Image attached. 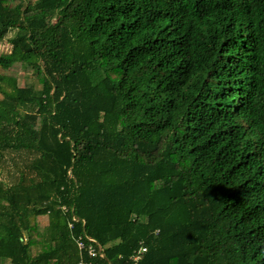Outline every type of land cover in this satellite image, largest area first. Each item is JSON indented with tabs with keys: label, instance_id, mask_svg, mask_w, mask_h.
I'll use <instances>...</instances> for the list:
<instances>
[{
	"label": "trees",
	"instance_id": "1",
	"mask_svg": "<svg viewBox=\"0 0 264 264\" xmlns=\"http://www.w3.org/2000/svg\"><path fill=\"white\" fill-rule=\"evenodd\" d=\"M12 30L0 264H76L79 235L100 264H264V0H0Z\"/></svg>",
	"mask_w": 264,
	"mask_h": 264
},
{
	"label": "built area",
	"instance_id": "2",
	"mask_svg": "<svg viewBox=\"0 0 264 264\" xmlns=\"http://www.w3.org/2000/svg\"><path fill=\"white\" fill-rule=\"evenodd\" d=\"M62 209L68 211L66 206H62ZM78 218L76 215L72 214V219L69 221L70 229L74 228V223ZM77 246L79 248L81 258L76 262V264H100L96 261L99 257H103V246L98 244V241L90 236H74ZM147 248L145 246L140 247L135 253L132 255V261L125 264H140V261L143 257V254ZM84 255L88 256V259L84 257Z\"/></svg>",
	"mask_w": 264,
	"mask_h": 264
},
{
	"label": "rangeland",
	"instance_id": "3",
	"mask_svg": "<svg viewBox=\"0 0 264 264\" xmlns=\"http://www.w3.org/2000/svg\"><path fill=\"white\" fill-rule=\"evenodd\" d=\"M13 30L8 33V35L0 40V52L2 51H9L11 50V43H10V38L13 35ZM19 82L20 84H25V83H34L37 87H40V85L36 82L35 78H33L31 75L26 74L25 72H21L19 76ZM18 161V165L23 169L24 165L27 163L28 158L24 154L23 157L21 158L18 154H8L6 158L3 160L5 163L3 166L0 168V176H2L3 179L6 181H12L13 176L17 178V168L13 160L14 159Z\"/></svg>",
	"mask_w": 264,
	"mask_h": 264
}]
</instances>
